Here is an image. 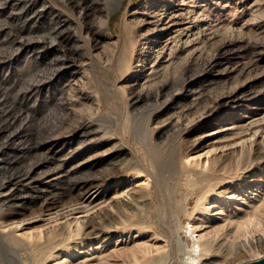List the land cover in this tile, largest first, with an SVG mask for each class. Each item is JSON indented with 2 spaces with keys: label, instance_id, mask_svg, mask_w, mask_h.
<instances>
[{
  "label": "rangeland",
  "instance_id": "374dc122",
  "mask_svg": "<svg viewBox=\"0 0 264 264\" xmlns=\"http://www.w3.org/2000/svg\"><path fill=\"white\" fill-rule=\"evenodd\" d=\"M13 176L0 264L260 258L264 0H0Z\"/></svg>",
  "mask_w": 264,
  "mask_h": 264
},
{
  "label": "bare ground",
  "instance_id": "6f19581e",
  "mask_svg": "<svg viewBox=\"0 0 264 264\" xmlns=\"http://www.w3.org/2000/svg\"><path fill=\"white\" fill-rule=\"evenodd\" d=\"M204 167H206V166H204ZM35 170L36 169L34 168L32 171H29L28 174H26L24 176L25 179L26 178H27V180L31 179L32 173H34ZM205 170H206V168H205ZM25 179H21L20 180L19 177L13 176L11 178L5 179L2 182V184L0 185V241H1V238H2L3 235L10 236V235L13 234L12 228L9 225H6L5 221H3V219L8 214L7 213L8 210H15V207H12V205L17 203V201H19V199H20L19 198V191H16L15 186L18 183L24 182ZM30 182L31 183L34 182V179H33V181H30ZM145 184H146L145 181H140L138 186H144ZM8 205H10V206L6 207ZM7 208H9V209H7ZM188 231L191 232L190 230H188ZM194 240H196V238ZM195 242L192 244V246H193L192 248H193V252L197 253V250L199 251V247L200 246L199 245L196 246ZM1 253L2 252L0 250V262L2 261ZM191 263L196 264L197 263L196 259L193 260V258H192V262ZM34 264H42V261L41 260L40 261H36V262H34Z\"/></svg>",
  "mask_w": 264,
  "mask_h": 264
},
{
  "label": "water",
  "instance_id": "95a60500",
  "mask_svg": "<svg viewBox=\"0 0 264 264\" xmlns=\"http://www.w3.org/2000/svg\"><path fill=\"white\" fill-rule=\"evenodd\" d=\"M245 264H264V255H262L260 258L247 262Z\"/></svg>",
  "mask_w": 264,
  "mask_h": 264
}]
</instances>
